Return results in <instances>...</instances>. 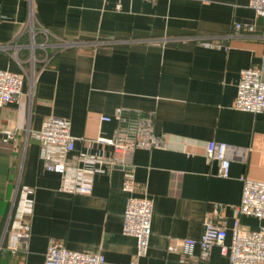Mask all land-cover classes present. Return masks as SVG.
I'll list each match as a JSON object with an SVG mask.
<instances>
[{"label": "crops", "instance_id": "obj_1", "mask_svg": "<svg viewBox=\"0 0 264 264\" xmlns=\"http://www.w3.org/2000/svg\"><path fill=\"white\" fill-rule=\"evenodd\" d=\"M30 18L50 35L33 62ZM0 46L8 47L0 69L25 74L20 94L0 107V140L15 133L0 143V264H44L52 243L102 254L103 264H227L217 246L206 258L168 246L199 238L206 219L225 227L227 243L235 220L264 226L237 212L242 177L264 180V110L234 107L240 71L264 57V17L247 0H0ZM117 108L152 115L163 146L134 150L129 166H103L89 193L61 190V175L43 167L36 137L43 120L70 121L74 153L108 156L111 147L96 139L112 137ZM210 140L228 145L226 178L205 156ZM126 173L132 193L122 188ZM23 186L32 189L29 237L14 249L9 228ZM129 196L153 204L142 256L122 232Z\"/></svg>", "mask_w": 264, "mask_h": 264}, {"label": "built area", "instance_id": "obj_2", "mask_svg": "<svg viewBox=\"0 0 264 264\" xmlns=\"http://www.w3.org/2000/svg\"><path fill=\"white\" fill-rule=\"evenodd\" d=\"M154 1V0H151ZM249 7L258 16L264 17V0H247ZM119 7V6H118ZM31 61L35 59L34 48L46 49L50 37L42 27H35L30 18ZM236 30L253 31L251 24L236 23ZM41 33L45 40L36 44L34 37ZM202 45L218 47L217 42L201 40ZM71 45V44H62ZM0 46V50L7 49ZM45 60V59H43ZM25 74L0 69V107L12 102L20 94ZM234 107L238 110L259 113L264 110V57L255 67L242 69L239 73ZM117 127L112 137H99L97 142L111 147L108 156L84 152L74 153L77 138L71 134L70 121L67 118L49 116L41 124L36 137L39 141L40 155L45 170L61 175V190L73 193H89L92 189L93 174L103 170V166H129L130 156L138 148L153 149L162 147L164 142L154 131L153 118L150 114L129 113L123 108H117L114 113ZM108 121L109 117H103ZM15 133L6 132L1 142L13 139ZM228 145L224 142L210 140L205 146V156L208 160L218 162V174L228 177L230 159L227 155ZM122 188L128 193L134 191V180L126 173L122 180ZM32 189L23 186L19 192V200L14 210L15 220L9 228L11 248L26 247L29 237L27 224L32 212L30 196ZM239 214H246L264 220V180L242 177V193L237 207ZM153 214L152 200L146 196H129L126 201L122 232L136 239V256L146 254L151 234V218ZM227 232L224 226L206 219L199 238H176L168 246L170 251L191 257L196 250L201 258H206L213 246L219 248L221 255L227 258V264H264V226L258 229L243 228L238 220L231 227V240L226 242ZM102 254H91L67 249L59 244H50L44 255V264H103Z\"/></svg>", "mask_w": 264, "mask_h": 264}, {"label": "trees", "instance_id": "obj_3", "mask_svg": "<svg viewBox=\"0 0 264 264\" xmlns=\"http://www.w3.org/2000/svg\"><path fill=\"white\" fill-rule=\"evenodd\" d=\"M44 40H45V38H44V36L41 33L38 32V33L35 34L34 41H35L36 44L37 43H42V42H44ZM38 49L41 51L40 53H42V56L44 57L45 56V51L44 50L42 51L40 48H38ZM37 53H39L38 50L35 51V54H37Z\"/></svg>", "mask_w": 264, "mask_h": 264}]
</instances>
